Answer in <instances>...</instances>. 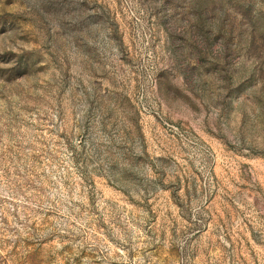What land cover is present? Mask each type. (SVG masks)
Masks as SVG:
<instances>
[{
  "label": "rangeland",
  "instance_id": "obj_1",
  "mask_svg": "<svg viewBox=\"0 0 264 264\" xmlns=\"http://www.w3.org/2000/svg\"><path fill=\"white\" fill-rule=\"evenodd\" d=\"M0 264H264V0H0Z\"/></svg>",
  "mask_w": 264,
  "mask_h": 264
}]
</instances>
